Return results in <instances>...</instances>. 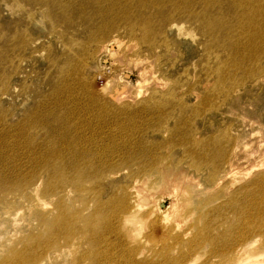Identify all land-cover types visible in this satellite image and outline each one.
<instances>
[{"label": "rangeland", "instance_id": "1", "mask_svg": "<svg viewBox=\"0 0 264 264\" xmlns=\"http://www.w3.org/2000/svg\"><path fill=\"white\" fill-rule=\"evenodd\" d=\"M162 1L159 0V3ZM172 1L166 0V5L160 8L151 7L149 2H145L144 11L153 30L142 31L137 39L125 36L118 21L113 20L111 29L104 33L101 41L118 39L114 50L122 55V61L100 55L99 44L90 49L95 58H100V61L97 59L99 64L111 63L116 75H129L132 83L138 81L141 66L148 67L143 71L157 78V81L148 84L145 96L136 102L109 104V109L113 110L114 106H128L125 115L129 117L115 116V123L120 120L127 123L122 131L125 136L123 141L131 145L120 144L116 154H110L105 162L94 164L86 170L90 176L87 180L81 181L76 177L71 183H65L64 177L73 172L66 171L53 178L44 172L43 160L38 168L25 160L23 141L35 146L49 138L47 131L40 132L41 128H38L24 135L11 136L12 142L18 143L13 151L0 146V155L7 157L8 168L13 159L25 160L19 176L0 178V264H37L40 261V264H70L73 259L71 242L76 243L78 256L83 250L91 249L92 252H88L91 257L94 256L96 246L89 242L90 233L85 228L88 226L97 233L104 227L101 215L95 212L97 208H104L106 214L108 211L112 213L113 207H118L117 202L121 204L126 198L128 202H135L137 197H133L135 194L131 187L137 181L140 184L144 182L145 186L148 184L147 188L151 186L150 189L157 192L156 201L163 203V210L165 207L167 210L172 201L163 187L159 188L163 177L157 171L170 165L169 168L173 166L175 171L178 170L177 175L183 176V171H186L183 177L187 179L184 182L189 193L182 195L184 197L179 201V216L176 209L170 212L165 221L156 217L160 221L155 225V216L143 218L142 213L135 217L140 221L138 226L127 224L125 230L132 241L129 248L137 251V255L143 251L138 258H147L151 260L150 264H172L165 262L160 255L162 251H167L183 264H254L264 260V210L257 212V208L264 207V169L235 184L232 175L217 184L225 174V161L234 140L245 130L256 129L259 119L260 124H264V83L250 87L246 93L240 91V100L236 93V89L246 88L251 83V57L256 53V46L249 47L250 40L245 39L233 50L225 49L227 46L209 49L211 39L203 21L173 19L168 24L163 22L167 16V19L171 16L188 17L180 3L178 10L172 11V5L168 4ZM227 1L223 3L232 8L229 5L231 0ZM21 2L0 0V46H15L18 31L28 38V45L20 50L22 55L18 73H23L11 76L7 81L0 77L1 133L6 130L2 127L14 126L23 120L24 112L31 110L38 103L40 95L51 91L61 78H72V69L83 80L78 91H86L83 84H88L90 89L99 92V96L106 95L102 87L114 73V68L110 74L88 70V62L81 61L85 51L82 47L90 45L88 38L57 28L47 10L44 16L39 15L41 10H35L29 20L33 27L28 29L26 16L30 7ZM187 10L194 14L199 6ZM175 22L185 26L182 34L171 28ZM40 35L45 37L39 40L53 48L50 56L55 62L57 57L64 58L65 62L70 46L75 47V57L80 61L78 67L67 68L65 64L62 67V63H59L49 68V54L46 51L33 57L30 42ZM232 40L224 39L222 46ZM149 46L154 47L150 52H145L148 58L140 56L146 59L145 63L135 60L139 56L137 52ZM261 51L264 53V47ZM105 56L108 61L104 59ZM242 62L243 68L238 66ZM3 69L10 72L9 67ZM245 102L248 103L246 107ZM83 110L75 121L82 127L80 132H86L88 137H98L102 129L94 130L97 125L108 127L114 118L113 113L104 112V117L98 118L90 115L89 109ZM178 138L183 142L176 143ZM191 138L199 142L195 147L198 150L195 157L190 153ZM44 149L47 151V148ZM32 153L38 154V151L33 149ZM155 165V171H142ZM242 177L239 175V178ZM134 178L137 180L133 181ZM253 181L258 183L254 184ZM77 184L80 188L76 187ZM111 196L117 198L112 201ZM250 199L256 207L243 217L245 210L242 206ZM175 211L178 213L175 214ZM85 234L88 236L85 237ZM89 258H85L87 260L84 259V262L89 264Z\"/></svg>", "mask_w": 264, "mask_h": 264}, {"label": "bare ground", "instance_id": "2", "mask_svg": "<svg viewBox=\"0 0 264 264\" xmlns=\"http://www.w3.org/2000/svg\"><path fill=\"white\" fill-rule=\"evenodd\" d=\"M21 1L22 4H26L30 7L26 16L28 29L33 27L32 23H29V20L33 17L35 10H41L39 14L40 16H44L47 10L48 13H51L50 16L57 28H62L65 33L72 31L75 32L76 35H83L88 38L90 45L87 44V46L82 47L85 51L83 52L84 57L81 59V61L88 62L86 64L87 69L90 71L97 70L98 72L100 71L108 74L113 71V65H111V63L106 65L99 64L97 61L99 57L95 58L90 49L99 44L100 55H109L118 61H122V55H120L118 51L114 50L115 44L119 43L118 39L113 38L104 42L101 41V39L104 38V33H107L111 29V26L114 23L113 20L118 21L119 27L124 30L125 36H131L133 39H137L138 35H140L142 31L153 30L144 11L146 8L145 2H149L150 6L155 8H160L166 5V0H163L161 3H159V0ZM224 1L228 2L227 0ZM224 1L173 0L172 3L168 2V4L172 5L170 7L171 10H178L180 3L183 5V13L188 17L180 16L171 18V16V19H167V16L163 22H167L168 24L173 19H178L184 22H192L196 20L203 21L204 25L208 28V36L211 39L208 43L209 49H213L215 46H220L223 49L227 46L225 49L233 50L245 39L250 40L249 47L253 48L256 46V53L251 57L253 64V68L251 70L252 79L249 81L251 83H249L250 85L246 88L236 89L237 95L239 94L238 99L240 100V91L244 90V93H246L250 87L258 86L259 83H264V53L263 51L260 52V50L264 47V0H231L229 5H232V8L227 7L226 4L223 3ZM196 5L199 6V10L194 14L187 10ZM38 6H40V8ZM145 21L146 25H144ZM32 22H34V20ZM26 23L23 21L24 27ZM184 27L185 26L183 24H178V22L171 25V28L178 31L179 34L184 32ZM42 37L45 36L40 35L37 37L38 39L30 42V45L33 47V57L36 53L42 55L44 51H46L49 54V68L53 65H59V63H62V67L64 64L67 68L78 67L80 61L75 57V47L70 46L69 53L68 55L66 54L67 59L65 62H63L64 58L59 57H57L55 62V60L50 56L53 54V48L40 41L39 38ZM226 38H232L233 40L229 44L222 46L223 40ZM27 45L28 38L26 34L18 31L15 46H0V77L3 81H7V79L11 76L15 77L18 74L23 73H21V71L18 73L22 55L20 50H22V46ZM153 47L154 46H149L147 49L142 48V50H139V52H137V55L139 56H137L135 60L145 63V60L148 58L145 52H150ZM214 52L217 53L216 51ZM140 56H143L146 59H141L143 57ZM104 59H107L108 61V57ZM238 66L243 68V62ZM6 67H9L10 72L4 71L3 68ZM144 69L147 70L148 67L141 66L139 78L137 79L138 81L136 83H132L133 81L131 82L129 80V75L126 77L116 75L114 68L111 80L107 78L108 80L102 87V92L106 94L105 96H99V92L97 90L90 89L91 86L88 84H83L86 91L79 92L78 88L82 84L83 80L80 79L82 78L81 75L74 72V69H72V78H61L59 83L56 86H53L51 91L43 92L40 95L38 103L28 112H24L25 117L23 120L17 122L14 126L2 127V129L6 130L3 133L0 132V146L3 145V148L13 151L16 146H18V143H13V137L11 136L24 135L31 130H38V128H41L40 132H42V130L47 131L49 133V138L41 140L35 146L23 141L24 145L22 146V149L25 151V160L33 163L35 168H38V165L43 164V160L44 172L49 173L53 178L65 173L66 171L73 172L64 177V179L67 180H64L65 183H71L76 177L81 181L87 180L90 176H88L86 170L92 168L94 164L99 165V163H103L102 161L105 162L106 157L110 154H116L120 144L125 142L123 141L125 140V136L122 131L126 128L127 123L123 120L115 123V116L118 118L129 117L128 115H125V109L128 106L126 104L119 107L114 106L115 110H113L109 109V104H121L122 102L134 103L145 96L144 94L148 90V84L157 81L156 76L150 75L148 71L145 73L143 71ZM149 77H151V80ZM246 103L247 102L244 103L245 107ZM83 109H89L88 113L98 118H103L104 112L113 113L111 115L114 116V118H112L108 127H103L102 124L97 125L94 130L102 129V132L98 137H88L86 132H80L82 127L77 125L75 121L77 116L84 111ZM256 116L255 119L260 118L258 116L256 118ZM259 120L261 121V119ZM260 121L256 129L248 130L247 132L245 130L243 135H240L234 140L230 153L227 155V159L225 161V170L223 171L225 174L222 176L223 178L221 177L218 180L217 184L221 183L224 178L231 175L233 176V184H235L241 179L247 178L253 173L264 169V124H260ZM249 125H251V122ZM181 142H183V140L179 138L176 141L178 144ZM190 143L192 145V149L190 151L191 156L195 157L198 155V150H196L195 147L199 142H196L191 138ZM124 145L129 146L131 144L124 143ZM44 148H47V151ZM33 149H36L38 154L32 153ZM25 160L20 158L13 159L12 165H9L8 168L7 157L0 155V178H13L14 176H19L18 172L22 170ZM169 167H163V169H159L157 171L161 173V178L163 177L159 188L163 187V191H165L166 194L168 193L172 201L167 210L166 207L165 210H163V206H165L163 203H158L156 201L155 193L157 194V192L150 189L151 186L150 188H147L148 184L147 186H145L144 182L140 184L135 181L137 179L134 178L133 181H135V183L133 186L131 184L130 187L132 186V192L135 194L133 197H137L135 202H128L126 201V198V200L121 204L117 202V209L113 207L112 213L108 211L106 214H104V208H97L95 212L97 213L98 211L101 215L100 218L103 220L104 227L101 230H98L97 233L92 232L90 230L91 228L89 227V229L88 226L85 228L86 232L90 233H87L90 237L88 239L89 242L92 243V245L95 244L96 246V249L94 248L96 251L94 256L91 257L89 253L92 252V249L90 248L91 250H88V252L85 247H83V249L86 251L83 250L80 256H78V251H76L78 247L75 242H71L70 251H72L73 259L71 258L72 260H70L69 263L85 264L86 262H84V259L90 257L89 264H150L151 260L149 261L147 258H142L140 260L138 258L140 254H143V251H140L139 255H137V251L134 252L132 251L134 249L129 248L132 245V241L129 240L130 235L126 232L125 227H127V224L129 223H133L138 226L140 221L136 220L135 217L136 215L142 213L144 214V216L142 215L143 218H148L150 216L153 218V216H155L153 218V221H156L155 225L159 223V218H162L165 221V219H168V216L171 215L170 212H174L176 209H178L179 213L175 211V214L177 212L178 216L180 215L181 211L180 208H178L179 201L181 197H184L182 195L189 193L185 183L187 179H184L186 171H183V177L180 173L181 169L179 170L181 176L177 175V169L179 167L176 169L177 171L172 168L173 166L171 168ZM156 168L157 165L151 166L148 170L142 171L147 173L149 170L155 171ZM190 175L192 176V174ZM239 175H242L243 177L239 178ZM112 181L115 182V179L112 178ZM62 183L63 181L61 184ZM256 183L258 182L255 181L254 184ZM76 187L80 188V185L77 184ZM225 193L223 194L224 197L226 196ZM110 198V200L113 201L117 198V196H111ZM183 202L184 201L182 200V204ZM255 207V202L250 199L244 206H242L245 210L244 215L242 216H248ZM257 209H259L257 212H260L264 210V207L262 209ZM156 217H158L157 220ZM141 218L142 217H140V219ZM88 225L90 226V224ZM178 239L181 240V238ZM88 240L86 241V244ZM176 240L177 238H175V241ZM87 247L89 248V243L87 244ZM91 254L93 255V253ZM160 255L165 262L183 264L178 258L172 257V254L167 253V251H162V254ZM53 261L56 262L58 260L53 259ZM128 261L130 263H128ZM41 262L42 261L37 264H40ZM254 264H264V260H259Z\"/></svg>", "mask_w": 264, "mask_h": 264}]
</instances>
